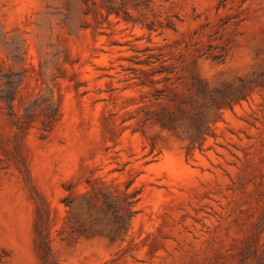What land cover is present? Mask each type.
<instances>
[{
	"label": "rangeland",
	"instance_id": "1",
	"mask_svg": "<svg viewBox=\"0 0 264 264\" xmlns=\"http://www.w3.org/2000/svg\"><path fill=\"white\" fill-rule=\"evenodd\" d=\"M110 1L0 0V264H264V0Z\"/></svg>",
	"mask_w": 264,
	"mask_h": 264
},
{
	"label": "trees",
	"instance_id": "2",
	"mask_svg": "<svg viewBox=\"0 0 264 264\" xmlns=\"http://www.w3.org/2000/svg\"><path fill=\"white\" fill-rule=\"evenodd\" d=\"M105 1L107 2V6L105 8L106 9V13H107L106 16H109L110 14H115L116 16H119L120 15V10L118 8H116L115 6H112L110 4V2H111L110 0H105ZM123 13L125 15V16H123V19L125 21H129L130 16H129L128 12L123 11ZM166 70L167 69L164 68L163 65H161L160 68H159V70H158V72H163V71H166ZM165 80H167V78H165ZM157 98L158 97H156L155 99H157ZM154 119L157 122H159L162 126L169 127V128L173 127L174 126V122H175L173 116H171L170 114H167V115H165V114H157ZM133 197H134V195L133 196L132 195H129L127 197V200L132 199ZM105 199H107L106 202H105V204L107 206H110V203L108 202V198L105 197Z\"/></svg>",
	"mask_w": 264,
	"mask_h": 264
}]
</instances>
